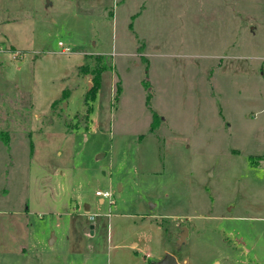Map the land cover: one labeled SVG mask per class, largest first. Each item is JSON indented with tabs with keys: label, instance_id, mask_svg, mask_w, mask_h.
Wrapping results in <instances>:
<instances>
[{
	"label": "rangeland",
	"instance_id": "obj_1",
	"mask_svg": "<svg viewBox=\"0 0 264 264\" xmlns=\"http://www.w3.org/2000/svg\"><path fill=\"white\" fill-rule=\"evenodd\" d=\"M0 131V264H264V0H0Z\"/></svg>",
	"mask_w": 264,
	"mask_h": 264
},
{
	"label": "trees",
	"instance_id": "obj_2",
	"mask_svg": "<svg viewBox=\"0 0 264 264\" xmlns=\"http://www.w3.org/2000/svg\"><path fill=\"white\" fill-rule=\"evenodd\" d=\"M97 57H96V60H98L97 64H95V63L93 65L83 64V65H80L79 68H78V71H80V72L84 71V73L88 72V73L91 74L92 87L86 94V98H88V99L93 98L94 93H95V91H96V89L98 87L100 72L105 68V66H104L105 64L102 61L101 56H97ZM118 91H119V88L116 87V92H118ZM66 94L67 93L63 90L62 93H61V99H63ZM54 102H52L51 105H50L51 106L50 110H51V115L52 116L54 114V110L52 109ZM0 140L3 143H5V144L8 143V134H7V132L0 131Z\"/></svg>",
	"mask_w": 264,
	"mask_h": 264
},
{
	"label": "water",
	"instance_id": "obj_3",
	"mask_svg": "<svg viewBox=\"0 0 264 264\" xmlns=\"http://www.w3.org/2000/svg\"><path fill=\"white\" fill-rule=\"evenodd\" d=\"M92 225L88 227V229H85L86 231H91ZM186 234V227H182V231L179 233L176 244H180L182 241H184V236ZM153 264H179L176 257L173 254L165 253L163 257L154 262Z\"/></svg>",
	"mask_w": 264,
	"mask_h": 264
},
{
	"label": "built area",
	"instance_id": "obj_4",
	"mask_svg": "<svg viewBox=\"0 0 264 264\" xmlns=\"http://www.w3.org/2000/svg\"><path fill=\"white\" fill-rule=\"evenodd\" d=\"M58 45L61 46V42H58ZM66 48H62L61 52H65ZM94 194L98 197H100L102 200L106 199V200H110L111 198V193L108 190H104V191H100V190H96L94 192Z\"/></svg>",
	"mask_w": 264,
	"mask_h": 264
},
{
	"label": "crops",
	"instance_id": "obj_5",
	"mask_svg": "<svg viewBox=\"0 0 264 264\" xmlns=\"http://www.w3.org/2000/svg\"><path fill=\"white\" fill-rule=\"evenodd\" d=\"M101 201V200H100Z\"/></svg>",
	"mask_w": 264,
	"mask_h": 264
}]
</instances>
